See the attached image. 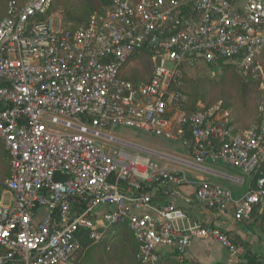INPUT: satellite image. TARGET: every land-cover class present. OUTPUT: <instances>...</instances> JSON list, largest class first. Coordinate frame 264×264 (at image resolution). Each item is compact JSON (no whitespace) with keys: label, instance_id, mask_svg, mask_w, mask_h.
Returning <instances> with one entry per match:
<instances>
[{"label":"built area","instance_id":"1","mask_svg":"<svg viewBox=\"0 0 264 264\" xmlns=\"http://www.w3.org/2000/svg\"><path fill=\"white\" fill-rule=\"evenodd\" d=\"M52 4L9 0L0 16V137L10 165L0 264H73L86 239L117 223L131 229L144 263L175 250L185 257L195 236L242 256L219 226L191 224L185 208L153 198L159 188L180 194L186 177L153 159L173 155L108 130L120 123L178 140L197 166L261 171L264 80L258 115L244 127L221 100L187 110L181 79L221 60L245 75L262 72L264 0H112L74 27L62 18L54 25ZM144 47L154 51L150 77H125ZM184 199L219 213L231 206L236 221H250L264 202V174L237 198L202 179Z\"/></svg>","mask_w":264,"mask_h":264},{"label":"trees","instance_id":"2","mask_svg":"<svg viewBox=\"0 0 264 264\" xmlns=\"http://www.w3.org/2000/svg\"><path fill=\"white\" fill-rule=\"evenodd\" d=\"M8 0H0V16L4 13V9ZM22 4L23 0H15ZM64 12L62 22L64 26L74 27L87 21L89 16L94 12H104L112 5V0H53L52 9L62 5ZM153 49L151 47H144L139 54V67L133 70L125 68L123 75L133 80L148 79L145 76L147 63L153 64L152 59ZM262 60L264 63V52L262 53ZM143 59V60H142ZM145 60V61H144ZM223 71L219 76H202L198 78H183V87L187 95L185 108L193 110L197 107L199 99L205 101L208 105L214 100L213 89L229 83V86L234 87L233 98H223V103L227 107L235 108V100H238V107L247 109V101L254 95L261 97V90L259 88V77H242L236 65L230 61L221 60ZM234 84H233V83ZM185 85V86H184ZM258 98V99H259ZM261 99V98H260ZM256 105V112H257ZM241 111V110H240ZM242 112V111H241ZM255 112V111H254ZM244 115L243 113H240ZM240 116V115H239ZM10 172L9 155L0 137V193L4 187V180ZM260 173L264 174V166L261 171L253 176V183L256 176ZM253 217L255 220H260L264 227V202L256 206ZM229 237L239 245L245 247V253L239 260L234 262L215 261L212 263H203L195 258H178V250L170 251L162 255L158 264H264V254L254 250L247 240H244L231 231H226ZM138 244L131 229L125 223H117L112 228L108 229L105 235L99 240L86 239L79 251L76 261L73 264H149L142 262L138 256Z\"/></svg>","mask_w":264,"mask_h":264},{"label":"crops","instance_id":"3","mask_svg":"<svg viewBox=\"0 0 264 264\" xmlns=\"http://www.w3.org/2000/svg\"><path fill=\"white\" fill-rule=\"evenodd\" d=\"M187 153H189L188 150ZM183 159L187 162L190 161V163L183 164L189 166L191 172H188L184 167L179 168L181 174L186 177V181L180 184V194L174 195L169 188H159L153 190V198L159 202H170L185 208L189 214L191 224L210 222L224 231H231L236 236L247 240L254 250L264 254V227L260 220H255V217H253L250 221L238 222L233 217L231 206L228 210L219 213L213 212L196 202L187 204L184 199L186 195L193 193L197 183L202 179H209L222 184L232 191L234 197H240L252 186L253 175L226 164L204 163V165L197 166L193 157ZM163 166L166 168L172 167L168 164ZM178 224L182 225L183 222L180 221ZM242 252L245 253L244 246ZM185 257L195 258L203 263H212L219 260L234 262L239 260L241 256L237 257L215 238L195 236Z\"/></svg>","mask_w":264,"mask_h":264},{"label":"rangeland","instance_id":"4","mask_svg":"<svg viewBox=\"0 0 264 264\" xmlns=\"http://www.w3.org/2000/svg\"><path fill=\"white\" fill-rule=\"evenodd\" d=\"M9 1V0H8ZM7 1V3H8ZM7 3L5 8L7 7ZM64 8L63 4L62 5H58L57 8L53 9V19H54V25L57 26L58 22H59V18H63V14L64 12L62 11V9ZM6 11V9H4ZM5 11L2 15L5 14ZM139 59H141L139 57V55H137L135 58L132 59V61L129 63V65H127V69L129 70H133L134 67L135 69L138 68L140 65L138 64ZM143 60V59H142ZM145 61V60H144ZM153 64L151 63H147V69L145 70V76L149 77V75H151V73L153 72ZM223 71L222 65L218 64L216 66H209L207 64H202L200 65V67L197 68L196 73L193 71H186L183 72L182 74V83L181 86L183 87V78L185 76L189 77V78H198V77H202L205 75H210V76H219V74ZM242 77H259L260 78V82L262 80H264V63H263V71L262 72H255L252 73L250 75H245L241 73ZM260 82H259V88L261 90L260 93H262V89L260 86ZM233 83V82H232ZM234 84V83H233ZM185 86V85H184ZM233 91H234V87L229 86V83H223L222 85L218 86L217 88L213 89V96L215 97L214 100H212V103H215L219 100H221L223 102V98H229L232 99L233 98ZM232 95V98H231ZM259 96H252L248 101V106L247 109H241L238 107V100H235V104L236 106H234L235 108H231L234 118L236 119V121L241 124L244 127H248L250 126L254 120L256 119L257 115H258V106H257V112H256V105L259 104L260 98ZM200 104H205V101L199 99L197 101V105ZM208 104V105H210ZM242 112H241V111ZM255 111V112H254ZM243 113L244 115L240 114ZM240 115V116H239ZM109 132L117 135V136H121L136 142H139L141 144L147 145V146H151L154 149H158L161 151H164L166 153H169L170 155L176 156V157H181V158H192L193 156L189 153H187L186 148L184 147V145L179 142L178 140H173L161 135H158L154 132H150L148 130L139 128V127H135V126H131V125H126V124H120V123H113L109 130ZM153 159L158 162L160 165H164V164H168L170 166H172L171 168H168L169 170H173V171H178L180 172L181 167H184L188 172H191V169L189 166L184 165V162H180L178 160H174L171 158H162V157H153ZM206 163H211V164H224L222 162H210L207 161ZM7 177V176H6ZM5 181V180H4ZM4 189V187H3ZM2 189V190H3ZM2 192V191H1ZM1 195V193H0Z\"/></svg>","mask_w":264,"mask_h":264},{"label":"water","instance_id":"5","mask_svg":"<svg viewBox=\"0 0 264 264\" xmlns=\"http://www.w3.org/2000/svg\"><path fill=\"white\" fill-rule=\"evenodd\" d=\"M159 62V58L157 59V63ZM168 156V155H167ZM168 158H171V159H174V160H178V161H183L182 159H180V158H178V157H175V156H168ZM65 176H67V175H65ZM58 177H59V173L57 172V173H55V175H54V179L56 180V179H58Z\"/></svg>","mask_w":264,"mask_h":264}]
</instances>
